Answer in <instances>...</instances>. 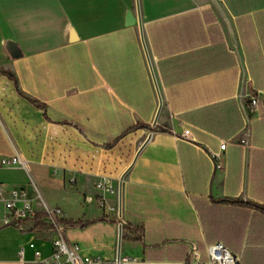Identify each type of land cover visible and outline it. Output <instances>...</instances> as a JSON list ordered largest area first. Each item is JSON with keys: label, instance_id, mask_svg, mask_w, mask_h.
<instances>
[{"label": "crops", "instance_id": "obj_1", "mask_svg": "<svg viewBox=\"0 0 264 264\" xmlns=\"http://www.w3.org/2000/svg\"><path fill=\"white\" fill-rule=\"evenodd\" d=\"M0 185L19 206L36 185L105 264L120 225V264L218 241L264 264V0H0ZM5 212L0 264L52 253L42 212Z\"/></svg>", "mask_w": 264, "mask_h": 264}, {"label": "built area", "instance_id": "obj_2", "mask_svg": "<svg viewBox=\"0 0 264 264\" xmlns=\"http://www.w3.org/2000/svg\"><path fill=\"white\" fill-rule=\"evenodd\" d=\"M258 102V96L250 97V105L252 107H256ZM187 134H189V130L184 131V135ZM225 147L226 144L222 143L221 149H225ZM12 161L13 163L23 164L19 157H14ZM97 188L114 192L112 186L108 185L105 180L99 181ZM35 193V201L24 200L22 205L19 206L17 202L22 199V194L18 191L7 193L4 186L0 185V209L3 207L6 211L4 215L5 224L34 218L39 212H42L55 232L53 251L48 256H43L41 251L36 248L34 242L29 244V247L34 249V261L36 264H105L98 256H87L80 253L78 246L66 236L63 210L60 207L50 205L36 185ZM191 250L192 264H240V256L234 254L226 245L219 241L207 245L208 259L206 261L201 260V253L196 245H193ZM24 252L25 248H22L21 254L23 255ZM133 260L136 261V259Z\"/></svg>", "mask_w": 264, "mask_h": 264}, {"label": "water", "instance_id": "obj_3", "mask_svg": "<svg viewBox=\"0 0 264 264\" xmlns=\"http://www.w3.org/2000/svg\"><path fill=\"white\" fill-rule=\"evenodd\" d=\"M136 4H137L138 10H139V0H136ZM139 24L142 27V21L141 20H139ZM142 34H143V32H142ZM73 35H74V32H73ZM147 55H148V53H147ZM148 57H149V55H148ZM151 69H152V72L154 74L153 67H151ZM119 202H120V206H121V203H122V187L121 186H120V193H119ZM121 241H122V225H120V227H119L117 264H120V262H121V256H120Z\"/></svg>", "mask_w": 264, "mask_h": 264}, {"label": "trees", "instance_id": "obj_4", "mask_svg": "<svg viewBox=\"0 0 264 264\" xmlns=\"http://www.w3.org/2000/svg\"><path fill=\"white\" fill-rule=\"evenodd\" d=\"M114 143H111V144H109L110 146L111 145H113ZM72 224H74V225H81V226H84L83 224H81L80 222H72Z\"/></svg>", "mask_w": 264, "mask_h": 264}]
</instances>
